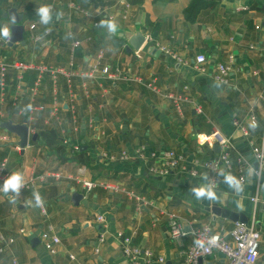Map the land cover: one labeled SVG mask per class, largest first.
<instances>
[{"label":"crops","instance_id":"1","mask_svg":"<svg viewBox=\"0 0 264 264\" xmlns=\"http://www.w3.org/2000/svg\"><path fill=\"white\" fill-rule=\"evenodd\" d=\"M44 5L52 9L48 25L36 12ZM12 8L24 40L0 44V53L32 68L0 73V136L6 137L0 177L20 172L24 179L18 196L0 192V228L15 239L0 264H183L197 229L224 235L236 222L209 212L206 198L196 199L191 189L209 184L205 173L160 174L162 156L174 150L187 164L216 158V131L230 139L234 158L245 159L247 180L237 196L219 174L213 188L219 199L210 203L256 222L264 264V173L256 175L252 152L264 147V0H0V28L14 24L3 16ZM102 20L115 22L116 31ZM68 31L81 41L74 50ZM34 32L43 40L33 41ZM142 35V45L133 48ZM199 55L206 57L202 64ZM231 59L223 85L212 74ZM97 61L99 71L87 76ZM8 120L26 122V147L3 127ZM73 192L83 195L78 205ZM171 215L187 233L180 241L171 238ZM44 234L59 238L55 254L45 249ZM126 248L150 252L151 259L134 262ZM203 264L228 261L214 252Z\"/></svg>","mask_w":264,"mask_h":264},{"label":"built area","instance_id":"2","mask_svg":"<svg viewBox=\"0 0 264 264\" xmlns=\"http://www.w3.org/2000/svg\"><path fill=\"white\" fill-rule=\"evenodd\" d=\"M69 6L72 9L81 10L80 7L75 5L74 2H70ZM129 8L130 4L126 3V9L123 12L124 18H128ZM29 27L31 30H35L37 28V23L33 22ZM50 33V29L47 28L44 30L45 35H49ZM67 34L72 39V49L74 50L80 45L81 41L75 39L74 33L72 31H68ZM31 37L35 42L43 40V36L39 33L34 32L32 33ZM10 43L11 37L10 39L0 37L1 45L6 46ZM44 43H46V41H44ZM205 61L206 57L204 55L197 56V62L199 64H202ZM232 62L233 59H231L230 63L217 64L216 70L212 74L213 78L217 82L223 85H227L229 83V75L232 71ZM10 67L22 71L32 68V66L19 61L10 63L8 62V59L0 53V73L4 75ZM38 68L42 71H52V73H66L64 67H53V69H50L47 66H39ZM99 68L100 65L97 61L89 67L85 74L87 76L93 75L94 72L99 71ZM101 70L110 77L114 76L113 74L109 73L107 67L101 68ZM169 98H172L175 102L180 99L179 97H173L172 95H170ZM251 121H255L257 123L256 117L253 114H251ZM243 132L245 135L248 134L246 129H243ZM213 137L221 147L220 154L216 158L205 161L194 160L191 164H187L183 155L178 154L174 150H168L162 156L165 164L164 168L161 169L159 173L164 174L169 170L178 168H182L189 174L195 176L205 173V175L208 177L209 184L212 185L213 188H216L219 180L218 175L220 174L221 170L225 169L227 174L230 173L245 183L247 180L245 159L242 156H236L235 158L232 156V145L229 138L217 131L213 133ZM5 138V136H0V140ZM252 152L258 164L257 168L255 169V173L256 175L260 176L262 173H264V147H253ZM4 167L5 162H2L1 169H4ZM6 178H8V176H5V178L0 177L1 180H5ZM85 185L87 187H91L92 183H85ZM252 202L258 203L259 199L255 196L252 198ZM180 220L181 219L176 215L170 216L169 231L171 238L175 241H180L187 235ZM97 221L104 222L105 220L103 216H99ZM257 228V224L253 220L252 222L248 223H243L240 221L236 222L234 226L224 235L214 232L209 226H204L200 229H197L194 232V242L190 247L183 264H198L199 259L205 260L207 257L214 254V252L222 253L228 261V264H262L259 261L261 234ZM21 232L24 233V231ZM212 237H216L215 244L208 243ZM43 240L45 249L51 254H55V246L60 243L59 238L56 236H52L50 238L48 234H44ZM198 240L203 242V246L196 243ZM14 242L15 239L11 236L5 235L0 228V243L2 245L0 248V253H3L5 250L10 248ZM124 251L134 262H137L136 259L139 257L149 260L152 256L150 252H141L139 249L126 248ZM158 262L162 263L164 260L160 258Z\"/></svg>","mask_w":264,"mask_h":264},{"label":"clouds","instance_id":"3","mask_svg":"<svg viewBox=\"0 0 264 264\" xmlns=\"http://www.w3.org/2000/svg\"><path fill=\"white\" fill-rule=\"evenodd\" d=\"M37 15L40 18V23L43 25H48L52 21V9L50 6L44 5L40 6L36 9ZM57 15H60L59 13ZM15 16L12 17V22L15 23ZM102 26L108 27L113 32L116 31L117 25L115 22L111 20H102L101 21ZM0 37H3L5 39H10L11 37V30L8 26H4L0 28ZM29 108H31V105H29ZM253 129L258 127L257 123L253 121L250 125ZM253 169L251 166L249 167L248 174L251 176ZM221 175H224L225 180L224 182L229 186V188L233 189L234 193L237 196H240L244 192V183L241 179H238L234 175L228 173L225 174L223 171L220 173ZM24 179L20 172H14L12 173L5 181L4 186L2 189H0V192H3L5 194L7 193H13L16 196L19 195L20 189L23 187ZM191 191L195 194L196 199H204L207 198L209 200H218L219 196L217 195L216 191L213 189L212 185H202L197 188L191 189ZM43 204L42 199L40 198L39 194H36V206L39 207ZM216 237H212L208 243L209 244H215ZM197 244L203 246L202 241H196Z\"/></svg>","mask_w":264,"mask_h":264},{"label":"water","instance_id":"4","mask_svg":"<svg viewBox=\"0 0 264 264\" xmlns=\"http://www.w3.org/2000/svg\"><path fill=\"white\" fill-rule=\"evenodd\" d=\"M16 14L17 13H16L15 8H12L8 10L7 12H5L3 16L9 17L10 19H12V17L15 16ZM15 18H16L15 23L11 25L10 27L11 28V43L14 41H17L18 39H20L21 41L24 40V36H23L24 26L20 23L22 19L17 18V16H15ZM144 40H145V37L143 35L139 36L136 38V40L131 42V45L133 48L138 49L142 45ZM2 125L3 127H5L7 131L16 133L19 136L20 138L19 146L21 148L26 147V145L28 144V140H29V127L27 126L26 122L22 124H16V123H13L11 120H8V121H4ZM72 200L74 204L78 205V201L83 200V195L77 192H73ZM204 206L207 208L209 212H212L217 217H220L226 220H231L232 222L240 221L243 223H248L247 218L244 215L236 214L228 210H223L221 208H218V206H215V205L212 206L210 203V200L207 198H206V201L204 202ZM198 264H203V260L199 259Z\"/></svg>","mask_w":264,"mask_h":264}]
</instances>
